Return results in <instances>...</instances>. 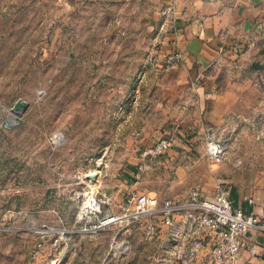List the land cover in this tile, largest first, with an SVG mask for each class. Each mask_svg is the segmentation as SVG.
Returning a JSON list of instances; mask_svg holds the SVG:
<instances>
[{
  "label": "rangeland",
  "instance_id": "1",
  "mask_svg": "<svg viewBox=\"0 0 264 264\" xmlns=\"http://www.w3.org/2000/svg\"><path fill=\"white\" fill-rule=\"evenodd\" d=\"M165 4L0 0V264H163L165 230L143 240L147 215L127 231L82 229L92 187L181 198L219 177L232 191L264 188L256 127L233 138L219 164L205 156L204 133L186 127L191 103L182 107L164 67L173 29ZM252 48L244 73L259 70L264 92V34ZM162 136L170 148L142 158Z\"/></svg>",
  "mask_w": 264,
  "mask_h": 264
},
{
  "label": "crops",
  "instance_id": "2",
  "mask_svg": "<svg viewBox=\"0 0 264 264\" xmlns=\"http://www.w3.org/2000/svg\"><path fill=\"white\" fill-rule=\"evenodd\" d=\"M173 1V29L164 41L163 48L166 53L174 50L182 53V60L168 69L166 75L170 78L172 91L183 96L182 107L184 103H191L187 107L194 117L189 118L191 121L186 122V127L203 134L206 125H214L226 137L231 148L233 138L245 133L254 114L264 110V92L258 78L260 71L255 70L250 76L244 73V65H252L254 60L248 58L252 46H247L242 54L232 50L234 42L240 41L245 45L250 41L255 43L261 35V29L264 28V1ZM164 2L167 5L172 0ZM227 156H230L228 150ZM130 169L131 172H127L126 176H135V166ZM257 176V172L252 174V179ZM213 185L206 190L211 191ZM120 191L117 189L109 193L121 196L122 193L118 194ZM249 196H252L253 203L246 200ZM231 198L234 205H241L246 210L251 209L257 214L263 211L264 188L248 193H244L241 188L231 190ZM161 229L165 230L166 227L162 225ZM247 239V242H257L261 250L251 255L244 248L242 264H264V234L252 231L247 234ZM191 264L203 262L197 259Z\"/></svg>",
  "mask_w": 264,
  "mask_h": 264
},
{
  "label": "built area",
  "instance_id": "3",
  "mask_svg": "<svg viewBox=\"0 0 264 264\" xmlns=\"http://www.w3.org/2000/svg\"><path fill=\"white\" fill-rule=\"evenodd\" d=\"M174 23V1L164 10ZM264 34V28L261 29ZM247 45L240 41L232 44V50L242 54ZM222 50L224 47H221ZM182 60L180 50L167 52L164 67L170 69ZM256 127L258 138L264 137V114L256 112L249 121ZM205 156L211 164H219L227 157L228 143L214 125L204 127ZM171 146V138L162 136L145 146L142 158L153 160L164 154ZM139 165V168L143 167ZM91 188L86 194L83 206L78 212L82 229L90 235L116 226L130 230L135 222L145 215L149 216L140 226V233L145 241L158 236L159 229H165L163 244L169 249L168 255L162 256L163 264H191L201 259L203 264H242V250L246 248L251 255L260 252L257 242H247L249 232L264 234V207L261 214L241 205H234L231 188L227 182L216 177L211 191L191 187L181 198L163 197L151 191L136 188L124 192L121 196L112 193L98 194ZM253 203L252 196L246 197ZM118 244L117 238H113ZM40 245V244H39Z\"/></svg>",
  "mask_w": 264,
  "mask_h": 264
},
{
  "label": "water",
  "instance_id": "4",
  "mask_svg": "<svg viewBox=\"0 0 264 264\" xmlns=\"http://www.w3.org/2000/svg\"><path fill=\"white\" fill-rule=\"evenodd\" d=\"M21 105H23L22 101H17L16 104H15L16 107L21 106Z\"/></svg>",
  "mask_w": 264,
  "mask_h": 264
},
{
  "label": "bare ground",
  "instance_id": "5",
  "mask_svg": "<svg viewBox=\"0 0 264 264\" xmlns=\"http://www.w3.org/2000/svg\"><path fill=\"white\" fill-rule=\"evenodd\" d=\"M98 171L96 170L95 172L92 173L93 176H96Z\"/></svg>",
  "mask_w": 264,
  "mask_h": 264
},
{
  "label": "trees",
  "instance_id": "6",
  "mask_svg": "<svg viewBox=\"0 0 264 264\" xmlns=\"http://www.w3.org/2000/svg\"><path fill=\"white\" fill-rule=\"evenodd\" d=\"M257 66V64H254V67Z\"/></svg>",
  "mask_w": 264,
  "mask_h": 264
}]
</instances>
